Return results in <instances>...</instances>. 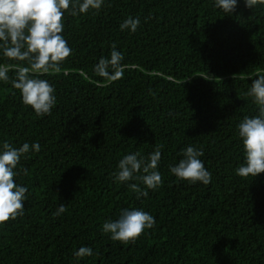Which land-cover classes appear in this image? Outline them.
<instances>
[{
  "label": "trees",
  "instance_id": "1",
  "mask_svg": "<svg viewBox=\"0 0 264 264\" xmlns=\"http://www.w3.org/2000/svg\"><path fill=\"white\" fill-rule=\"evenodd\" d=\"M214 3L104 0L98 14L65 12L71 55L59 73L39 77L55 89L50 115L23 104L9 70L0 144L39 143L40 151L30 148L14 169L27 198L24 214L0 226V264H264V173H236L244 161L237 125L258 115L245 93L264 74V6L237 0L224 13ZM128 17H139L135 32L120 30ZM113 43L123 78L108 82L94 68ZM0 64L27 66L2 51ZM158 145L161 187L115 180L123 156L147 160ZM189 146L203 150L207 185L169 171ZM130 183L147 197L137 199ZM60 204L67 211L54 216ZM122 209L150 213L155 226L134 244L111 240L102 226ZM81 247L93 255L77 258Z\"/></svg>",
  "mask_w": 264,
  "mask_h": 264
},
{
  "label": "clouds",
  "instance_id": "2",
  "mask_svg": "<svg viewBox=\"0 0 264 264\" xmlns=\"http://www.w3.org/2000/svg\"><path fill=\"white\" fill-rule=\"evenodd\" d=\"M104 0H0V51L9 60L26 62L27 66L0 64V81L9 82L8 72L16 70V78L11 81L12 87L21 93L22 102L31 107L36 116L50 115L56 104L55 89L41 75L59 73L61 65L71 55V48L62 35L64 30V13L71 16L99 13ZM246 8L264 6V0H244ZM214 6L224 13H232L237 0H215ZM140 24L139 17H128L120 24V30L135 32ZM109 58L101 57L96 64L95 73L108 82L123 78V54L111 45ZM246 96L258 107V115L245 116L237 125L238 136L242 142L244 161L236 173L242 178L256 177L264 173V74H257ZM31 150L40 151L39 143L31 146L25 142L19 148L8 141L0 144V226L6 225L24 214L27 187L16 182L17 172L14 169ZM158 145L147 160L139 153L123 156L118 162V171L113 173L117 182L139 181L145 189L157 190L163 184V177L157 170L161 159ZM183 159L169 171L178 179L190 184L200 182L207 185L211 182V173L199 159L202 149L189 146L182 150ZM139 157V158H138ZM27 175V169H23ZM142 173V174H140ZM137 199L147 197L148 191L139 183L128 184ZM67 211L60 204L53 214L58 216ZM155 218L148 212L138 209H122L115 221H106L102 230L109 233L113 241L121 244H134L145 233L155 226ZM74 255L77 258L93 255L90 247L79 248Z\"/></svg>",
  "mask_w": 264,
  "mask_h": 264
}]
</instances>
